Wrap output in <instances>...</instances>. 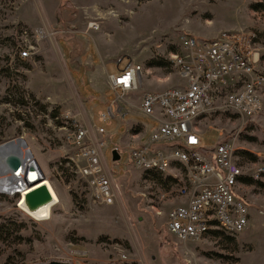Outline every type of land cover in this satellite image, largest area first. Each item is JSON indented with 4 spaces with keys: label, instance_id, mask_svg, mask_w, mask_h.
<instances>
[{
    "label": "rangeland",
    "instance_id": "rangeland-1",
    "mask_svg": "<svg viewBox=\"0 0 264 264\" xmlns=\"http://www.w3.org/2000/svg\"><path fill=\"white\" fill-rule=\"evenodd\" d=\"M238 32L247 36L245 53L264 74V0H0V145L23 138L60 203L40 221L15 210L17 197L0 199L6 227L0 264H264V176L259 182L246 177L239 186L251 214L244 232L183 244L167 228L171 208L188 200L183 175L177 182L134 168L128 148L146 132L135 127L123 136L127 122L156 123L136 114L140 103L131 100L115 102L112 126L97 118L115 99L104 67L118 73L132 62L144 69L145 89L179 87L183 80L171 56L180 52L183 35L212 39ZM25 47L33 54L21 60ZM156 62L164 66H150ZM262 93L264 103V87ZM93 125L110 134L106 159L122 197L111 207L94 201L73 161L71 138ZM198 129L208 147L234 142L246 176L264 167V104L253 122L221 112ZM117 146L121 160L114 165ZM73 250L86 255L73 258Z\"/></svg>",
    "mask_w": 264,
    "mask_h": 264
},
{
    "label": "built area",
    "instance_id": "built-area-1",
    "mask_svg": "<svg viewBox=\"0 0 264 264\" xmlns=\"http://www.w3.org/2000/svg\"><path fill=\"white\" fill-rule=\"evenodd\" d=\"M37 32L38 38L46 37V30ZM246 46L247 36L240 32L221 33L212 39L185 34L180 40V52L171 56L182 85L160 92H144L140 97L139 110L156 126L149 130L150 135L142 144L128 150L130 164L141 171L172 175L177 182L181 177L179 172L183 175L182 192L188 195V200L171 208L167 224L168 232L183 244L219 232L240 234L251 222L249 206L238 189L243 178L261 181L264 167H257L246 176L236 160L234 142L205 147L198 129L202 120L214 113H231L239 120L252 122L260 115L264 104V74L257 69L255 57L245 53ZM32 54L31 48H22L20 59H29ZM143 74L142 66L128 62L118 74L108 75L116 98L107 111L98 113L100 123L110 126L111 120L117 118L115 102L128 101L140 93ZM106 137L104 127L81 126L71 140L76 150L73 161L78 163L92 198L100 205L111 207L121 203L122 197L106 159ZM26 147L27 144L21 152ZM114 150L121 155L118 146ZM21 157L23 168L18 174L5 168L0 172L6 178L0 186V199L17 197L15 210L28 216L19 206L20 192L10 194L7 187L22 184L23 188H31L48 177L32 151L25 160L23 152ZM120 160L113 164H119ZM30 170L35 171L34 182L30 179ZM71 253L73 258L86 255L80 250Z\"/></svg>",
    "mask_w": 264,
    "mask_h": 264
},
{
    "label": "bare ground",
    "instance_id": "bare-ground-1",
    "mask_svg": "<svg viewBox=\"0 0 264 264\" xmlns=\"http://www.w3.org/2000/svg\"><path fill=\"white\" fill-rule=\"evenodd\" d=\"M25 141V140H24ZM23 141V142H24ZM15 144L14 148H19V142L18 139L11 141ZM10 143V142H8ZM27 144V143H26ZM24 160L29 156V153L31 150L28 147L22 149ZM3 165L0 163V172L4 170ZM27 173V171H26ZM30 179L33 178L32 182H34V176L35 171L30 170L29 172ZM4 174L0 173V186L1 184H4L5 182V176ZM42 184V185H39ZM44 188V189H40ZM10 194H12L13 191L17 195L20 192L19 195V206L22 210H24L27 214L32 216L33 218H36L40 221H47L51 217L52 209L57 205L59 202V199L57 198L56 193L54 192L53 187L47 180L45 179L44 182L36 183L31 188H23L22 184L19 185H11L8 186L6 189ZM37 191V192H36ZM34 192L41 194L39 197H36L34 195ZM46 192V194H45ZM42 196V197H41ZM33 197V198H32ZM37 199V200H35Z\"/></svg>",
    "mask_w": 264,
    "mask_h": 264
},
{
    "label": "water",
    "instance_id": "water-1",
    "mask_svg": "<svg viewBox=\"0 0 264 264\" xmlns=\"http://www.w3.org/2000/svg\"><path fill=\"white\" fill-rule=\"evenodd\" d=\"M19 148H14L15 144L13 142L5 143L0 145V163L3 165L6 170H9L15 174H18L23 168L22 162V152L21 148L26 146L25 142L19 140ZM113 161H119L121 159V155L114 150L112 154ZM36 197H39L38 193L34 194ZM45 264H70L67 262L53 261Z\"/></svg>",
    "mask_w": 264,
    "mask_h": 264
},
{
    "label": "crops",
    "instance_id": "crops-1",
    "mask_svg": "<svg viewBox=\"0 0 264 264\" xmlns=\"http://www.w3.org/2000/svg\"><path fill=\"white\" fill-rule=\"evenodd\" d=\"M104 71L107 73V78H108V75H111V74H118L121 70H119V72L118 73H109V72H107L106 71V69H105V67H104ZM108 82H109V80H108ZM183 83V82H182ZM110 85V84H109ZM142 89H143V91L144 92H155V91H150V90H147V89H145L144 88V82H143V80H142ZM111 88V87H110ZM112 90V89H111ZM168 90V89H167ZM142 91V90H141ZM140 91V92H141ZM163 91H165V90H163ZM112 92L114 93V98H116V93L112 90ZM160 92V91H159ZM140 93H138V94H136V95H138V97H136V99H132V97H131V99H129V100H131L130 102H135V101H137V102H139L140 103V97L142 96H140L139 95ZM115 100V99H114ZM114 100H112V101H109L108 102V104H109V107H110V105H112L113 104V102H114ZM128 100V101H129ZM116 105V104H115ZM140 106V105H139ZM108 107V108H109ZM115 110H116V108H115ZM122 110V109H121ZM101 111H105V110H101ZM101 111H98V113L99 112H101ZM107 111V110H106ZM117 112V111H116ZM124 112V110H122V113ZM136 114H140V115H142L143 117H145L143 114H142V112L139 110V107H138V109H136ZM98 113H97V118H98ZM135 114V115H136ZM129 114H127V115H123V119H125L127 116H128ZM117 117V116H116ZM147 118V117H146ZM114 122V121H113ZM113 124H112V121H111V124H110V126H112ZM135 127H141L142 129H143V131L144 132H146V135L143 137V138H141L140 139V141L139 142H136V145H133V146H131V147H129L128 149L130 150V148H134V147H136V146H139L140 144H142V142H144L146 139H147V137L150 135V132H149V130L152 128H147V127H145L144 125H142V124H139V123H137V122H127V124H126V133H125V135H123V136H128L129 134H130V132L133 130V129H135ZM114 133H116V131H114L113 132V135H114ZM108 134V133H107ZM108 135H110V134H108ZM137 135H135V136H133V137H136ZM122 137V136H121ZM121 137H120V139H121ZM107 141V140H106ZM107 142H109V141H107ZM203 142H204V139H203ZM217 144V143H216ZM215 144V145H216ZM214 145V146H215ZM108 146H109V144H108ZM204 146L205 147H208L207 145H205L204 144ZM209 148H211V147H209ZM108 150V149H107ZM176 206H178V205H176ZM175 207V206H174Z\"/></svg>",
    "mask_w": 264,
    "mask_h": 264
},
{
    "label": "trees",
    "instance_id": "trees-1",
    "mask_svg": "<svg viewBox=\"0 0 264 264\" xmlns=\"http://www.w3.org/2000/svg\"><path fill=\"white\" fill-rule=\"evenodd\" d=\"M259 5H262V4H259ZM256 10H258V8L256 9ZM150 66L151 67H162V66H164V63H161V62H156V63H151L150 64ZM150 173H152L154 176H155V178L156 179H158V178H162V174L161 173H159V172H150ZM170 180H172L173 178H169ZM173 181V180H172ZM246 183V182H248V179L247 178H243V183ZM5 230H6V227L4 226V224H0V240H3L4 238V233H5ZM220 233V232H219ZM219 233H217V234H219Z\"/></svg>",
    "mask_w": 264,
    "mask_h": 264
}]
</instances>
